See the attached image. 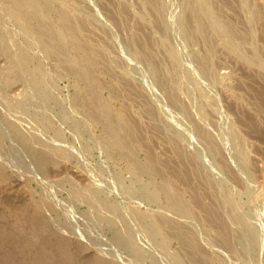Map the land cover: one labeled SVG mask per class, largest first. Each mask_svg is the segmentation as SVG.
I'll use <instances>...</instances> for the list:
<instances>
[{"label": "rangeland", "instance_id": "obj_1", "mask_svg": "<svg viewBox=\"0 0 264 264\" xmlns=\"http://www.w3.org/2000/svg\"><path fill=\"white\" fill-rule=\"evenodd\" d=\"M0 264H264V0H0Z\"/></svg>", "mask_w": 264, "mask_h": 264}, {"label": "bare ground", "instance_id": "obj_2", "mask_svg": "<svg viewBox=\"0 0 264 264\" xmlns=\"http://www.w3.org/2000/svg\"><path fill=\"white\" fill-rule=\"evenodd\" d=\"M22 1V0H21ZM25 1V0H24ZM40 4V3H39ZM72 16V15H71ZM68 19V18H67ZM71 21L73 20V19H70ZM74 21V20H73ZM71 27V26H70ZM75 27V26H74ZM67 28V27H66ZM73 28V27H72ZM71 28V29H72ZM86 30V29H85ZM231 31V30H230ZM46 35V34H45ZM92 48V47H91ZM97 51H98V49H97ZM91 55V54H90ZM255 88H257V87H255ZM255 91V90H254ZM256 93V92H255ZM263 97V96H262ZM261 98V97H260ZM258 100V99H257ZM122 124V123H121ZM130 124V123H129ZM179 165V164H178ZM179 169H180V167H179ZM186 171V170H185ZM198 200V199H197ZM203 210V209H202ZM212 211H213V209H212ZM209 213H210V211H209ZM217 213V212H216ZM168 228V227H167ZM65 249V248H64Z\"/></svg>", "mask_w": 264, "mask_h": 264}]
</instances>
